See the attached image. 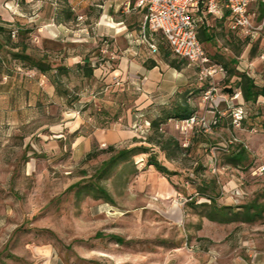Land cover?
<instances>
[{"label": "rangeland", "instance_id": "374dc122", "mask_svg": "<svg viewBox=\"0 0 264 264\" xmlns=\"http://www.w3.org/2000/svg\"><path fill=\"white\" fill-rule=\"evenodd\" d=\"M61 2L64 0H0V25L13 24V30L16 22L34 26L31 43L59 51L60 44L44 40L40 33L45 31L44 19L52 14L51 4L55 8ZM75 2L77 25L67 35H73L84 55L100 54L113 63V69H119V54L125 45L119 37L127 31L116 34L111 20L101 18L103 8L95 5L104 6L102 0ZM251 15L254 26L262 27L256 0ZM35 19L36 25L28 23ZM208 23L215 43L204 44V48L213 63L227 72L233 67L230 60L237 59V71H246L264 84L263 28L253 40H242L230 32L226 21L209 16ZM153 39L160 46L157 54L145 45L134 49L147 63L157 61L163 69L149 78L151 85L143 86L145 76L136 73L123 78L112 72L94 82L76 81L74 76L70 86L78 85L82 96L77 109H69L57 97L50 100L38 85L29 82L26 87L31 96L25 98L22 88L16 98L0 104V264H264V219L252 225L221 226L200 219L186 206L192 197H198L196 187L203 178L217 179L221 204L242 205L254 199L264 203V131L259 120L253 127L249 120L264 101L256 110L246 106L241 97L236 98L238 90L233 95L227 92L235 78L230 83L227 74L213 81L202 79L197 66L172 54L179 70L171 68L164 58L170 50L159 37ZM165 72L168 76L160 80L159 74ZM17 73L0 78L4 95L15 92L16 84L23 86L25 79H35L28 72ZM38 98L42 110L37 109ZM181 98H188L195 117L204 123L189 127L184 121L171 120L162 129L183 147L193 149L181 156L185 161L173 164L153 148L158 160L178 175L168 179L154 168H146L148 155H140L135 158L139 173L128 185L124 179L105 183L115 206L78 196V187H71L85 185L109 157L102 154L89 161L90 152L109 146L149 147L143 136L147 122ZM91 101L94 107L79 117L82 106ZM238 107L244 108L245 126L234 122ZM217 115L221 123L212 129L209 124ZM76 131L79 134L74 137ZM240 146L249 153L246 169L226 164L223 149ZM197 161L205 169L195 176L185 167L195 168ZM201 202L204 200L199 199Z\"/></svg>", "mask_w": 264, "mask_h": 264}, {"label": "trees", "instance_id": "16d2710c", "mask_svg": "<svg viewBox=\"0 0 264 264\" xmlns=\"http://www.w3.org/2000/svg\"><path fill=\"white\" fill-rule=\"evenodd\" d=\"M256 1L259 2L260 6V15L258 19L264 23V1ZM201 12L202 11H199L196 17L199 16ZM77 17L76 11L70 5V0H64V2L58 4L54 20L57 25L70 28L73 24H76ZM202 20L204 22L203 17L198 24V37L200 42L203 46L204 44L215 43L213 31L209 26L203 24ZM217 20L221 22L226 21L228 25H230L227 14H224L222 18H217ZM12 26L13 24L9 23L0 25V78L5 76L11 77L18 71H25L30 73L31 76H34L35 79H25V84L23 86L16 84L15 92L11 95H0V104L5 103L9 98L11 100L16 98L17 91L22 88L26 90L23 92L25 98L31 96L26 87V84L29 82L38 85L41 93L44 94L45 92L50 100L57 97L62 100L69 109H77V105L82 102V96L78 85L74 87L70 86V84L72 85V78H74V76L76 81L94 82L96 78L102 81L106 78L107 74L118 71V69H113V63L106 60L100 54L96 57L84 55L83 50H79L80 46H76L77 43L53 41L52 43L60 44L62 47L59 51H56L51 47H42L31 43L36 27L22 25L19 22H16V30L11 29ZM229 30L242 40H253L255 38L254 35L253 37L245 39L240 37L237 32L231 29ZM262 32L264 33V26L261 33ZM102 41L108 43L109 40L103 39ZM73 45H75V47L71 48L70 46ZM169 47L168 49L170 51L164 54V58L171 68L179 70L175 60H171V54L174 55V53ZM75 56L79 57L81 60L71 65L68 64V60ZM207 58L213 63L208 56ZM230 63L233 67L226 72L228 83H230L233 78L236 80L234 86H231L227 92L233 95L235 90H238L241 93V98L245 105L253 107L256 110V106L259 105L260 101H264V84L258 83L255 77L246 71H237L235 68L238 63L237 59H231ZM145 65L147 69L151 70L157 66V63L151 60L149 63L146 62ZM18 74L19 73H17L16 77H19ZM41 78H44L45 85H41ZM36 102L37 109H44L41 99L38 98ZM93 107V101L82 106V110L79 111L80 116L83 114V111ZM195 116L196 110L191 105L188 98H181V100L176 101L172 107H164L161 109V115L159 117L147 122L148 127H146L143 136L149 147L138 145L131 148L117 149L114 146H109L106 149L90 152L86 157L89 161L97 159L102 154H107L109 157L102 161L95 169L90 181L86 182L85 185L77 183L71 188L78 187L77 194L80 198L91 196L94 200H103L104 203L115 206V201L109 193L105 183L109 181L118 182L124 179V184L128 185L131 178L136 177L139 173L135 164V158L140 155H148L146 168L152 167L156 172L168 179L178 175L179 173L177 171L168 169L158 160L157 154L154 153L153 148H158L169 163L178 164L179 161H185L186 159H182L181 156H186L193 147H183L178 139L167 135L163 131L162 126L171 120L182 122ZM249 120L254 122L251 124V127L255 126V120H259L261 128L264 131V105L259 107L255 115H251ZM220 123L221 117L217 115L213 118L209 126L213 129L219 126ZM241 123L245 126L248 121L243 119ZM106 128H108V126H106ZM78 134V131H76L74 137H77ZM223 152H225L227 165L233 168H248L246 163L249 158V153L246 147H227L223 149ZM196 163L197 165L195 168H185L192 169L193 174L198 176L200 171H203L205 167L201 161H197ZM192 183L194 184V182ZM196 192L198 197H192L186 206L202 220H207L210 223L221 226H228L233 224L252 225L264 219V203L260 202L259 199H254L242 205L221 204L219 199L222 196V192L220 191L216 178L200 179L196 187ZM199 199H203L204 202L199 203ZM111 238L119 240L118 237Z\"/></svg>", "mask_w": 264, "mask_h": 264}, {"label": "built area", "instance_id": "2783aa9c", "mask_svg": "<svg viewBox=\"0 0 264 264\" xmlns=\"http://www.w3.org/2000/svg\"><path fill=\"white\" fill-rule=\"evenodd\" d=\"M130 4L132 0H127ZM136 6L144 11V25L140 32V41L155 55L159 49L153 37L162 35L168 42L174 55L187 60L200 69L202 79H211L225 75L222 66L213 64L206 56L205 48L198 37V24L201 21L195 15L199 11L206 12L216 18L227 14L231 30L242 38H250L264 26L255 27L251 15L254 0H133ZM264 1V0H263ZM212 85V83H210ZM214 90V88L212 89ZM207 93V99L212 92ZM241 93H236V98ZM245 117L243 108L234 111L233 118L240 125ZM203 124V119L193 117L183 122L189 127ZM264 169H261V173Z\"/></svg>", "mask_w": 264, "mask_h": 264}, {"label": "crops", "instance_id": "0c3cea01", "mask_svg": "<svg viewBox=\"0 0 264 264\" xmlns=\"http://www.w3.org/2000/svg\"><path fill=\"white\" fill-rule=\"evenodd\" d=\"M102 3L104 4V6L99 5V4L95 5L96 7H99L101 9L103 8L101 18L108 17L111 20L113 24V27L111 28L116 30V34L117 32H121L122 34L123 32H126V31L128 33L123 36L121 35L119 37L120 40L121 39L124 40L125 45H124V48L121 49L120 54H119V69L116 73H118L123 78H127V76L132 77V74L134 73L139 74L140 76H145L144 79L141 80L143 86L145 85L148 86L149 84L151 85L152 81L149 78L156 77V72H161L162 67L159 64V62L156 61L157 66L155 68L151 70L147 69L145 65L146 59L143 57L142 53L140 52L139 53L140 55H137L138 53L134 51L136 46H139L138 48H140V46H144L140 41V32L144 25V11L142 9H139L136 6V1H133V0L131 1L130 4L128 3L127 0H102ZM70 4H72L73 9L76 11L74 7L77 6L78 3L75 2V0H70ZM52 7H53V4H51L52 14L44 19V22H45L44 30L45 31H43V34L41 31L40 36L42 35L44 40L49 41V42H53V41L63 42V43L67 42L73 36V35H67V32H69L71 28L56 24L54 17L57 11V7L55 8H52ZM104 8H108V11ZM209 16L211 15H208L206 12L202 11L201 14L197 16V18L201 20L203 17L204 18V22L202 20L203 24H205L206 26H209V23H208ZM215 19L217 18L215 17ZM37 22L38 20L36 19L34 21H28L29 24H35V25L37 24ZM229 29H231L230 25H229ZM155 37H159V39L163 40L166 46L169 47L168 42L162 35H155ZM71 42L77 43V41L73 39L71 40ZM157 45L160 48L159 44ZM80 60L81 59L79 57L75 56V57H71L67 63L71 65V64L79 62ZM159 76H160L159 79L162 80V78H165L166 76H168V73L165 72L164 76L161 74H159ZM41 83L42 85H44L45 84L44 80L43 81L41 80ZM0 84H4V83L1 82ZM10 84L12 86L13 82H10ZM0 93L2 95L4 94V91H1ZM76 113L78 114L77 111ZM77 119H80V118L77 117ZM68 126L69 125H66V127ZM77 129L78 128L73 129V130H77ZM56 130H60V129H56ZM71 132L73 131L71 130Z\"/></svg>", "mask_w": 264, "mask_h": 264}]
</instances>
